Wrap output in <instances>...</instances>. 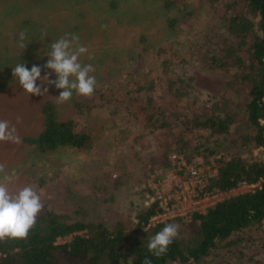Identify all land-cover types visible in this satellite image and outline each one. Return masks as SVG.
I'll return each instance as SVG.
<instances>
[{
    "label": "rangeland",
    "instance_id": "374dc122",
    "mask_svg": "<svg viewBox=\"0 0 264 264\" xmlns=\"http://www.w3.org/2000/svg\"><path fill=\"white\" fill-rule=\"evenodd\" d=\"M113 1L116 0H0V120L10 121L20 137L19 143L0 141V164L4 166L0 183L10 193L34 186L43 205L67 221L102 222L107 227L122 221L126 229L134 227L136 214L155 200L164 212L152 220L162 221L194 209L204 211L216 201L249 191L250 187L241 183L224 193L204 197L193 194L186 171L179 175L176 167L165 168L158 159L163 133L144 135L147 130L140 114L120 116L108 102L117 96L128 98L126 90L143 76L157 79L158 46L178 45L182 55L178 70L192 76L193 85L204 93H228L234 101L230 108L238 109L244 93L229 92L225 83L229 74L205 70L201 63L218 55L225 44H210L212 5L208 0H184L183 12L181 5L166 10L159 0H119L117 9L112 7ZM171 17L178 20L174 28L168 25L167 18ZM73 36L78 38L73 41L74 49H87L79 62L94 69L90 72L96 80L93 94L85 96L72 90L71 99L60 102L58 95L63 89L40 79L37 85L48 88L43 96L24 90L12 74L15 65L21 63L29 69L39 65L41 76L51 73L49 78L54 80L56 74L44 67L51 44L61 37ZM198 40L204 42L201 47L197 46ZM189 48H194L195 54ZM240 55L246 58L243 51ZM48 99L60 116L72 117L81 128L98 133L91 149L63 147L43 155L31 148L27 140L42 129L40 106ZM76 102L92 108L85 119L77 114ZM167 106L189 107L172 100L167 101ZM192 108L203 111L207 104ZM241 130L251 131L244 123ZM219 154L229 158L225 151ZM243 155L247 160L256 157L254 148L244 150ZM192 162L209 171L215 168L213 161L208 163L202 156H195ZM69 238H59L58 242ZM232 239L197 264H264V234L260 230L252 227Z\"/></svg>",
    "mask_w": 264,
    "mask_h": 264
},
{
    "label": "trees",
    "instance_id": "16d2710c",
    "mask_svg": "<svg viewBox=\"0 0 264 264\" xmlns=\"http://www.w3.org/2000/svg\"><path fill=\"white\" fill-rule=\"evenodd\" d=\"M159 1L166 10L181 5L178 8L186 12L184 0ZM238 1L208 0L213 10L212 38H216L213 41L210 37V44L220 41L225 44L218 55L201 62L205 70L229 74L225 83L231 94L244 93L238 109L230 108L234 101L228 93H204L193 85L192 76L178 70L182 61L178 45L158 46L157 79L143 76V80L135 81L126 90L128 98L117 96L108 102L120 116L140 114L147 130L144 135L163 133L158 154L163 167L171 166L168 155L174 151L181 154L185 164L197 155L208 163L213 161L215 173L198 191V196L228 192L241 183L257 184L256 187L216 201L204 211L194 209L185 216L152 222V218L164 212L155 200L136 214L135 226L130 229L122 221L112 227L102 222H70L45 205L25 238L0 240V264H144L145 257L152 264H197L243 231L255 227L264 234V162L247 160L243 155L246 149L264 145L258 122L264 111V0ZM119 4V0L113 1L112 7L117 9ZM167 20L170 28L178 23L175 17ZM196 43L200 47L204 44L199 40ZM189 49L195 54L194 48ZM242 51L246 58L240 55ZM168 100L189 107L170 108ZM202 104H207L203 111L192 108ZM75 110L85 119L92 108L76 102ZM40 111L42 129L27 140L39 154L63 147L91 149L99 136L91 129L81 128L74 118L60 116L49 99L41 103ZM243 123L250 132H241ZM220 151L229 153V158L219 157ZM184 170L182 166L177 173L182 175ZM41 180L38 179L39 183ZM167 224L178 225V234L167 252L156 257L147 245ZM66 237L70 238L58 242Z\"/></svg>",
    "mask_w": 264,
    "mask_h": 264
},
{
    "label": "clouds",
    "instance_id": "9594fccd",
    "mask_svg": "<svg viewBox=\"0 0 264 264\" xmlns=\"http://www.w3.org/2000/svg\"><path fill=\"white\" fill-rule=\"evenodd\" d=\"M76 39L78 38L75 36L72 39L61 37L51 44L49 59L44 67L52 70L56 74V79L49 78L51 73L41 76L42 68L39 65L34 64L29 69L21 63L13 68V76L18 78L24 90L33 95L43 96L48 92L47 87L37 85V79L53 84L57 89H63L58 95L60 102L71 99L72 90H76L81 95L91 96L96 85L95 77L90 75L94 69L91 65H82L79 62V56L87 49L82 46L74 49L73 41ZM72 77L75 79H71ZM0 141L19 143L20 137L16 134L15 126L10 125V121L0 120ZM3 171L4 166L0 164V172ZM43 207L41 194L34 186L27 185L10 193L8 187L0 183V240L6 237L25 238L35 225L36 217ZM178 228L176 224H167L156 233L147 245L149 252L156 257L165 254L168 246L177 236ZM144 264H152V261L145 257Z\"/></svg>",
    "mask_w": 264,
    "mask_h": 264
},
{
    "label": "built area",
    "instance_id": "2783aa9c",
    "mask_svg": "<svg viewBox=\"0 0 264 264\" xmlns=\"http://www.w3.org/2000/svg\"><path fill=\"white\" fill-rule=\"evenodd\" d=\"M263 102H264V94H263ZM258 122L262 128L263 137H264V111L260 116V118L258 119ZM254 155L256 157L253 160L264 162V145L255 147ZM168 160L170 164L176 167L178 170H180L182 166L185 167V171L187 174V182L190 185L191 192L193 194L197 193V196H198V191L205 185L207 179L210 178L215 173V168L214 170L209 171L208 168H205L202 164L198 162H191L189 164H185L181 154L176 151L169 153ZM247 185L250 187V190H252L256 187L257 184H247ZM214 193H219V192H214ZM209 194H213V193H209ZM209 194H205L203 196H198V197H204ZM179 216H185V215H179ZM152 219H151L152 222L158 221Z\"/></svg>",
    "mask_w": 264,
    "mask_h": 264
}]
</instances>
